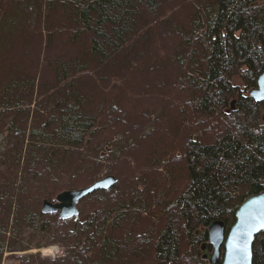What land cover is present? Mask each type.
I'll use <instances>...</instances> for the list:
<instances>
[{"label":"trees","instance_id":"trees-1","mask_svg":"<svg viewBox=\"0 0 264 264\" xmlns=\"http://www.w3.org/2000/svg\"><path fill=\"white\" fill-rule=\"evenodd\" d=\"M263 71L264 0H0V264H208L264 191Z\"/></svg>","mask_w":264,"mask_h":264},{"label":"water","instance_id":"water-1","mask_svg":"<svg viewBox=\"0 0 264 264\" xmlns=\"http://www.w3.org/2000/svg\"><path fill=\"white\" fill-rule=\"evenodd\" d=\"M249 95L258 102H264V71L259 76L258 86ZM235 103L236 100L231 102L229 111L235 108ZM115 183L116 177L108 175L88 187L64 191L57 195L55 202L45 201L42 211L45 214L58 212L62 219L77 218L81 199L98 189H108ZM207 232V240L201 244L204 260L219 264L224 248L221 264H253L254 241L257 235L264 233V191L245 198L237 209L236 221L228 233L223 220L212 221ZM209 245L213 246L212 251H209Z\"/></svg>","mask_w":264,"mask_h":264},{"label":"rangeland","instance_id":"rangeland-1","mask_svg":"<svg viewBox=\"0 0 264 264\" xmlns=\"http://www.w3.org/2000/svg\"><path fill=\"white\" fill-rule=\"evenodd\" d=\"M10 17H11V15H10ZM235 83L237 85H242L241 84V80L238 77L235 78ZM4 134L6 135L7 133L4 132ZM0 142H2V141L0 140ZM103 176H102V178L106 177V176H104V177ZM49 248H50L49 250L45 251V254L43 253L45 256L56 257L57 255H59L61 253L60 250L59 249H56L55 247H49ZM40 250H42V249H40ZM32 252H34V251H32ZM3 264H5V258H4Z\"/></svg>","mask_w":264,"mask_h":264},{"label":"flooded vegetation","instance_id":"flooded-vegetation-1","mask_svg":"<svg viewBox=\"0 0 264 264\" xmlns=\"http://www.w3.org/2000/svg\"><path fill=\"white\" fill-rule=\"evenodd\" d=\"M212 250H213V246L209 245V251H212ZM223 254H224V248H222L221 250V259H220L219 264H221L222 262ZM207 263L210 264L209 261H207Z\"/></svg>","mask_w":264,"mask_h":264},{"label":"bare ground","instance_id":"bare-ground-1","mask_svg":"<svg viewBox=\"0 0 264 264\" xmlns=\"http://www.w3.org/2000/svg\"><path fill=\"white\" fill-rule=\"evenodd\" d=\"M55 201H56V199H55ZM55 201H53V202H55ZM45 202V201H44ZM51 202V201H50ZM44 204V203H43ZM55 213H58V212H55ZM56 249H59V248H56ZM60 250V249H59ZM60 252H61V250H60ZM77 256H79V255H77ZM52 257V256H51Z\"/></svg>","mask_w":264,"mask_h":264},{"label":"built area","instance_id":"built-area-1","mask_svg":"<svg viewBox=\"0 0 264 264\" xmlns=\"http://www.w3.org/2000/svg\"><path fill=\"white\" fill-rule=\"evenodd\" d=\"M47 250H49V249H47ZM47 250H43L42 252L45 254V251H47Z\"/></svg>","mask_w":264,"mask_h":264}]
</instances>
